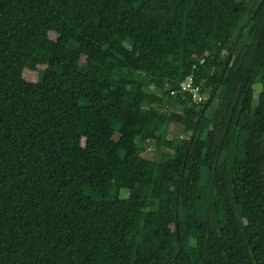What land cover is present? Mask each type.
<instances>
[{
	"label": "trees",
	"instance_id": "obj_1",
	"mask_svg": "<svg viewBox=\"0 0 264 264\" xmlns=\"http://www.w3.org/2000/svg\"><path fill=\"white\" fill-rule=\"evenodd\" d=\"M0 264H264V0H0Z\"/></svg>",
	"mask_w": 264,
	"mask_h": 264
},
{
	"label": "rangeland",
	"instance_id": "obj_2",
	"mask_svg": "<svg viewBox=\"0 0 264 264\" xmlns=\"http://www.w3.org/2000/svg\"><path fill=\"white\" fill-rule=\"evenodd\" d=\"M232 15L234 17H236V18H239L240 11L239 10H236V11H234L232 13ZM111 26H112V23L109 24V27L110 28H112ZM12 46H13V48H15L13 44H12ZM21 49H22L21 46H17V50L18 51H21ZM40 67L43 68L44 66L43 65L41 66L39 63L37 65H33L32 71H35V70H37ZM258 90H259V88L258 87H255V92H258ZM215 102H216V99H215ZM212 114H213L212 112H209L208 113V118H207L208 121L211 120ZM82 121H83V123H90V124H92L94 122V120L93 119H90V118H83ZM208 121H207V123L209 124ZM169 135L170 136H177V137L180 136V137H183L184 139L188 138V136H189V134H182V130H181V128H180L179 125H173L172 127H170V129H169ZM125 139L126 140L130 139V135H127L125 137ZM151 144L150 143L149 144H146L147 147H148V150L145 153H143V155L145 157H151V158H154V159H158L160 157V155L157 152H154L153 151V149L151 147L152 146ZM132 162H133V159H130V157H128L127 160H126V164L125 165L126 166H130Z\"/></svg>",
	"mask_w": 264,
	"mask_h": 264
},
{
	"label": "built area",
	"instance_id": "obj_3",
	"mask_svg": "<svg viewBox=\"0 0 264 264\" xmlns=\"http://www.w3.org/2000/svg\"><path fill=\"white\" fill-rule=\"evenodd\" d=\"M178 92H182V96H186V99L191 104H202L207 100V95L203 92L201 84L195 82L193 74L186 76L179 84Z\"/></svg>",
	"mask_w": 264,
	"mask_h": 264
},
{
	"label": "water",
	"instance_id": "obj_4",
	"mask_svg": "<svg viewBox=\"0 0 264 264\" xmlns=\"http://www.w3.org/2000/svg\"><path fill=\"white\" fill-rule=\"evenodd\" d=\"M261 2H262V1H261ZM209 99H210V98H209ZM209 99H208V100H209ZM208 100H207V101H208ZM197 122H198V119H197Z\"/></svg>",
	"mask_w": 264,
	"mask_h": 264
}]
</instances>
